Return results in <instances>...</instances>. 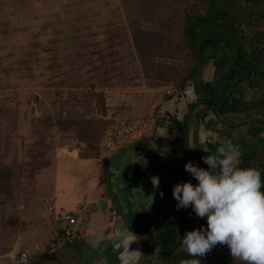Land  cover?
I'll return each instance as SVG.
<instances>
[{"label":"rangeland","instance_id":"374dc122","mask_svg":"<svg viewBox=\"0 0 264 264\" xmlns=\"http://www.w3.org/2000/svg\"><path fill=\"white\" fill-rule=\"evenodd\" d=\"M135 1L141 9L128 14L123 0H0V264L17 259L21 253L36 254L52 241L62 245L63 237H55L53 227L64 223H54L55 211H49L48 204L54 205L63 153L96 149L103 156V135L110 123L153 118L148 132L157 125V114L165 119L176 114L182 121L187 104L194 100L192 82L184 95L174 87L175 79L191 64L177 30L163 23L174 13V0ZM152 29L172 39L156 45L150 57L153 62L173 67V80L157 87H151L145 77L147 70L135 41ZM202 70L203 78H212L209 62ZM205 113L204 106H199L190 128V148L206 170L208 165L202 157L215 154L228 141L238 146L240 154L256 149L264 159V137L252 136V125L230 127ZM225 120L239 123L242 119L232 116ZM183 137L175 130L161 136L162 144L172 147L168 160L161 148L155 147L173 178L197 185L184 169L186 163L194 162L187 156ZM136 150L141 151L136 158L141 164L146 156L141 145L118 157L117 164ZM117 169L111 183L118 195V188L130 178ZM132 173L140 185L132 210L139 213L141 221L159 223L194 213L191 207L177 210L172 191L160 185L154 189L145 169ZM149 196H153L152 204ZM60 197L55 198V204L63 205L61 211L68 210ZM101 219L107 227L108 220ZM109 224L116 232L114 242H120L125 232L141 252L142 243L120 219ZM100 226L93 224V231ZM90 237L89 246L83 250L62 251L59 259L63 264H96L102 254L110 255L115 248L102 234ZM99 239L104 246H94ZM219 245L233 261L244 264L231 256L227 245ZM139 261L136 258L127 264ZM154 264H159L157 259Z\"/></svg>","mask_w":264,"mask_h":264},{"label":"trees","instance_id":"16d2710c","mask_svg":"<svg viewBox=\"0 0 264 264\" xmlns=\"http://www.w3.org/2000/svg\"><path fill=\"white\" fill-rule=\"evenodd\" d=\"M123 3L128 14L138 13L141 9L135 0H123ZM173 5L174 13L166 20L163 19V23L170 30H177L176 33L179 34L191 58L189 67L175 79L174 87L179 95L185 94L188 83L192 82L196 72L198 58L195 42L202 32L210 29L202 40L200 57L202 69L208 62L212 66V78L205 79L201 74L200 84L195 89L196 97L188 103L187 109L196 101L203 100L212 104L224 119L240 116L242 120L255 121L264 127V89L256 79L259 61L264 51V0H174ZM153 31L145 30L141 39L135 38V41L141 63L147 70L145 77L151 87H157L161 83L173 80V67L153 62L150 57L156 45L172 39L166 38V33ZM232 33L237 40V51L235 58L231 60ZM230 60L231 65L223 71ZM260 80L264 84V62ZM204 108L205 116L213 115L207 106ZM197 109L193 112L192 121ZM185 115L181 121L176 114L167 115V119L157 114L155 127L167 121L168 127L185 136ZM250 128L251 135L261 134L264 137V132L258 127ZM183 141L185 142L184 137ZM241 155L239 167H252L260 171L261 191L264 192V159L261 152L256 149L246 150ZM144 225L149 234L147 238L151 252L149 261L152 262L157 255H162L172 258L167 264H181L182 260L194 259L184 252L173 254L180 247L184 231L196 230L201 226L207 227V219L198 218L191 212L182 218H168L159 223L151 221ZM65 234H67L65 229L58 227L55 237H62ZM155 249H159V252H155ZM198 259L200 264H237L219 244Z\"/></svg>","mask_w":264,"mask_h":264},{"label":"clouds","instance_id":"9594fccd","mask_svg":"<svg viewBox=\"0 0 264 264\" xmlns=\"http://www.w3.org/2000/svg\"><path fill=\"white\" fill-rule=\"evenodd\" d=\"M239 157L238 146L228 141L215 154L202 157L207 170L192 162L185 164V171L198 184L194 186L188 181L174 185L176 209L191 207L197 217L207 219V227L185 233L177 252L194 259L182 260L181 264H200L198 257H204L217 244L227 245L231 256L244 264H264L261 173L252 167L240 168ZM150 180L154 189L159 187L157 176H151ZM149 198L152 204L153 196Z\"/></svg>","mask_w":264,"mask_h":264},{"label":"crops","instance_id":"0c3cea01","mask_svg":"<svg viewBox=\"0 0 264 264\" xmlns=\"http://www.w3.org/2000/svg\"><path fill=\"white\" fill-rule=\"evenodd\" d=\"M174 130L175 129L168 127L166 124H161L148 131L144 136L145 138L150 140L153 149L155 150V152L159 156V159L161 160V164L163 166L162 177L164 184L166 185L168 184L170 185L177 178H173L171 173L165 170L162 155L155 146L158 145L161 148V150L164 153L165 159L167 160L168 158L170 159L169 152L170 150L172 151L171 149L172 147L162 144L161 136L169 135ZM168 131L170 132L167 134ZM175 131L178 132L177 130ZM101 140H102V136H101ZM129 143H127V145ZM140 145L144 147L146 151L145 154L146 156H143L144 153L142 155L144 161H142V163L140 162L141 164H139V161H137L138 159L136 160V158H139L137 152H141V151L136 150V152H132L133 154H131V156L126 157L124 155V159L122 158L123 160L119 163V165L117 164L118 161L117 158L120 157L121 155L113 159L108 165V172L110 174L111 181L113 179V174L114 176L115 174H117V171H115L117 167H118L117 169L118 171L121 170L125 171V173L122 172L124 175L129 174L128 177L130 179L126 178L127 180H125L123 184H121V186L118 188L119 191L118 195L115 192L112 183H111V188L123 211L129 214V217H132L135 220H140L139 213H136L135 210L134 211L132 210V207L135 208L136 205L134 201L137 200L136 197V194L138 193L137 187L140 185H138L139 179H137L134 176V173L132 172L136 169L137 170L145 169L146 170L145 174L148 179H150L151 176H156L157 173L155 160L144 144H136L131 148H129L125 153L126 154L129 153L131 149L135 147H139ZM95 151L96 149L95 150L82 149L77 152L74 151V153H70V152L63 153L64 157H62L61 159L62 161L61 164L59 162L58 180L56 187L54 189V198H53L54 209L51 210L52 212L55 211L54 223L56 221L57 222L61 221L65 224V225L63 224V226L62 224H58V223L55 224V226L53 227L54 233H56L58 227H62L65 229V231L67 230L66 233L70 232L71 234L72 233L79 234L83 238V242L85 246H89V240L91 238L90 236L93 233L102 234L104 236L103 238L106 237L110 239L111 237L114 236V232H115L113 227L111 226L109 227V225H111L109 224L111 222L110 212H111V208L114 206V203L110 194L108 193L104 174H103V165L107 160V158L109 157H104L101 155L102 153L98 154ZM128 157L130 159H128ZM110 164L113 165L110 166ZM129 169H131V171ZM162 188L169 192L172 191L165 187ZM56 197L57 198L60 197L63 200L65 207L68 208V210H65L64 212H69L77 218V222L75 224H68L67 222L60 220L57 217V214L59 212H63L60 209L62 208L63 205L61 207H58V205L55 204ZM154 202L156 201L154 200ZM167 215L169 216L168 213ZM101 218H106L108 220L107 227L105 226V224H102L103 220ZM93 224L96 225L101 224L102 226L98 227V229H96V231L94 232L92 227ZM86 231L87 234H85ZM87 236L89 237L88 240H86L85 238ZM101 241L102 239L97 240L98 244L95 243L94 246H99V247L104 246V244L101 243ZM52 243L54 242L52 241ZM52 243H50V245H52Z\"/></svg>","mask_w":264,"mask_h":264},{"label":"water","instance_id":"95a60500","mask_svg":"<svg viewBox=\"0 0 264 264\" xmlns=\"http://www.w3.org/2000/svg\"><path fill=\"white\" fill-rule=\"evenodd\" d=\"M230 30L229 27H227ZM209 28H207L204 32H202L196 42H195V50H196V54H197V58H198V64H197V68H196V72L195 75L193 77V85H192V90L195 93V89L199 86L200 84V79H201V73H202V63H201V57H200V46L202 43L203 38L206 36V34L209 32ZM232 38H233V50H232V54H231V60L233 58H235L236 55V51H237V40L235 35L232 33ZM231 60L228 62L227 66L223 69V71L226 70V68H228L231 65ZM264 62V51L261 55L260 61H259V65H258V69H257V74H256V79H257V83L264 89V84L261 82L260 80V74H261V69H262V65ZM204 105L207 106L211 112L214 114L215 118L221 122L222 124H225L227 126L230 127H234V128H239L242 127L244 125H252V126H256L259 129H261L262 132H264V127L262 125H260L257 122H251V121H243L237 124H233L230 122H227L224 118H222V116L218 113V111L215 109V107L203 100H199L196 101L188 110L187 115H186V124H185V149L187 151V154L189 156V158L194 162V164L200 168L205 169L199 162L198 160L194 157L191 148H190V124H191V117L193 115V112L196 110V108H198L199 106ZM136 144H144L148 151L150 152V154L153 156L155 163H156V167H157V173L156 176L159 178V185L162 187H165L169 190H173L174 185L178 184V183H184V182H188L190 181L194 186L195 184L191 181V180H187V179H180L177 180L175 182H172L170 185H166L163 182L162 179V169L163 166L161 164V160L159 159V156L157 155V153L155 152V150L153 149V146L150 142L149 139L142 137V138H138L133 140L131 143H129L128 145H126L125 147L121 148L120 150L116 151L115 153H113L111 156H109V158H107V160L105 161L104 165H103V174H104V178H105V183H106V187L108 190V193L110 194L113 203H114V208H116V210L118 211L119 214V218L122 221V223L135 235L137 236L141 242L143 243L144 246V256H143V260L141 262V264H147L148 259H149V255H150V249L147 243L146 238L129 222L125 212L123 211V209L121 208V206L119 205L115 194L111 188V180H110V174L108 172V165L109 163L115 159L116 157L124 154L129 148H131L132 146L136 145ZM206 170V169H205Z\"/></svg>","mask_w":264,"mask_h":264},{"label":"flooded vegetation","instance_id":"af4514ba","mask_svg":"<svg viewBox=\"0 0 264 264\" xmlns=\"http://www.w3.org/2000/svg\"><path fill=\"white\" fill-rule=\"evenodd\" d=\"M192 85H193V81H192ZM194 94H196V93H194ZM195 97H196V95H195ZM187 106H188V104H187ZM188 110H189V108L187 109V111L185 113L186 115H187ZM186 115H185V120H186ZM213 116H214V114H213ZM243 121H250V120H241L240 122H243ZM229 122L233 123V124H237V123H234V122H231V121H229ZM251 122H253V121H251ZM185 124H186V122H185ZM191 124H192V117H191ZM191 124H190V128H191ZM241 157H242V155L240 154L239 161L241 160ZM177 180H180V179H176L175 181H177ZM125 214H126L128 220H129V222L147 240L149 234H148L147 229L145 227H143V225L145 223H148V222L147 221L138 220V222H136V224H135V222L131 221L130 217L128 216V214L126 212H125ZM118 219H120L119 216H118V218L116 219L115 222H117ZM149 222H151V221H149ZM188 231H191V230H185L184 231V235ZM122 233L124 234V237L122 238V240L120 242H114V239H113L114 236L109 239V243L112 246H114L115 247L114 249H116L118 252L115 253L116 250L111 249L110 253H109L110 255H108L107 253H105V255L102 254L101 257L96 261V264H127L128 261H133L136 258L140 259L138 264H141V262L143 260V256H144L143 243L136 236L140 240V242L142 243V246H143V247L141 246L142 249H141V252H140V248H138V250H137V248L136 249L134 248L135 245L132 244L133 242L130 240L131 239L130 236H128V234H126L125 232H122ZM114 235H115V232H114ZM132 235H134V234L132 233ZM147 243H148V241H147ZM181 243H182V240H181ZM60 245L61 246L59 247V244L54 242V243H52V245L47 246V248H45V249H43L41 251H38L36 254H33V255L32 254L31 255L28 254L22 259H19V260L15 259L13 261H10L7 264H58V262L63 264V260L59 259V256L61 255L60 253H62V251L63 252L67 251L69 253H73L75 251H79V250L81 251L85 247H87V246L84 245L83 238L81 237V235L76 234V235L73 236L70 232H69V234L67 233V234H65L63 236V238L60 241ZM148 246H149V244H148ZM136 252H138V253H136ZM176 253H178L177 250L173 254H176ZM106 256H107V258H105ZM150 257H151V252H150V255H149V259H150ZM130 258H131V260H130ZM149 259H148L147 264L156 263V259L159 262V264H167V263H169L171 261L172 258L171 257L162 256V255H157L152 262H150Z\"/></svg>","mask_w":264,"mask_h":264},{"label":"built area","instance_id":"2783aa9c","mask_svg":"<svg viewBox=\"0 0 264 264\" xmlns=\"http://www.w3.org/2000/svg\"><path fill=\"white\" fill-rule=\"evenodd\" d=\"M153 124V118H151V120L143 118H136L133 120H117L110 123V125L105 129L103 135V156L109 157L116 151L125 147L127 143L144 137L148 128L152 127ZM48 209L51 211L54 209V206L52 204H48ZM110 216L111 222H115L118 218V211L116 208H112ZM57 217L68 224H75L77 222V218L69 212H59ZM26 255V253H21L17 256V260L24 258Z\"/></svg>","mask_w":264,"mask_h":264}]
</instances>
